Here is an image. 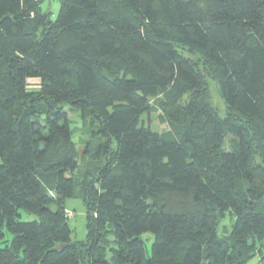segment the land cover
Masks as SVG:
<instances>
[{
    "label": "trees",
    "instance_id": "trees-1",
    "mask_svg": "<svg viewBox=\"0 0 264 264\" xmlns=\"http://www.w3.org/2000/svg\"><path fill=\"white\" fill-rule=\"evenodd\" d=\"M39 1L0 0V264H264V0Z\"/></svg>",
    "mask_w": 264,
    "mask_h": 264
},
{
    "label": "rangeland",
    "instance_id": "rangeland-1",
    "mask_svg": "<svg viewBox=\"0 0 264 264\" xmlns=\"http://www.w3.org/2000/svg\"><path fill=\"white\" fill-rule=\"evenodd\" d=\"M39 6L42 12L50 13L51 19H55L57 12H58V1L57 0H40ZM29 87H34V85L38 82L37 80H27ZM210 95L214 106L220 113V115H224V107L223 103L220 100L215 85H211L210 87ZM153 104V103H152ZM64 110L67 112L69 121H70V129L73 132L72 140L75 142L79 153L82 154L86 141L92 139V132L95 131V128L91 126V117L85 116L83 118L81 112H73L69 106H65ZM159 112L152 111L147 119V114H143L141 117V122L145 125H150V127L154 131H162L167 128V124L164 122H160L158 119ZM150 118V120H149ZM85 122V124H84ZM92 131V132H90ZM79 159V158H78ZM79 165L82 166L80 159ZM66 206L69 207L73 212L74 216L68 220L69 228L71 229V239L73 241H81L84 240L86 237V229L84 224V213H83V206L81 202L77 199H69L66 202ZM53 209V207H51ZM35 219L33 215L26 214L22 212V220L23 221H31ZM228 227L227 221H224L222 224L220 233ZM11 238L10 234L6 233V239L9 241ZM143 239L145 240V248L147 253L150 251V245L152 242V238L150 234L144 235ZM3 245V244H2ZM1 245V246H2ZM247 264H258L257 257L252 258Z\"/></svg>",
    "mask_w": 264,
    "mask_h": 264
},
{
    "label": "built area",
    "instance_id": "built-area-1",
    "mask_svg": "<svg viewBox=\"0 0 264 264\" xmlns=\"http://www.w3.org/2000/svg\"><path fill=\"white\" fill-rule=\"evenodd\" d=\"M67 215H68V216H71V212H67Z\"/></svg>",
    "mask_w": 264,
    "mask_h": 264
},
{
    "label": "crops",
    "instance_id": "crops-1",
    "mask_svg": "<svg viewBox=\"0 0 264 264\" xmlns=\"http://www.w3.org/2000/svg\"><path fill=\"white\" fill-rule=\"evenodd\" d=\"M67 208H69V207H67ZM70 209V208H69Z\"/></svg>",
    "mask_w": 264,
    "mask_h": 264
}]
</instances>
